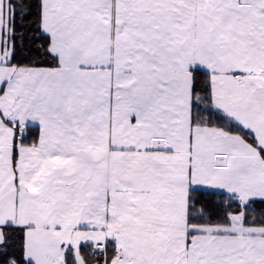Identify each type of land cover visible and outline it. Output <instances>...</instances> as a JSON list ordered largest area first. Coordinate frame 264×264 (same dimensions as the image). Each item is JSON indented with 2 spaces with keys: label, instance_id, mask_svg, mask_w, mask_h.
<instances>
[{
  "label": "snow or ice",
  "instance_id": "obj_1",
  "mask_svg": "<svg viewBox=\"0 0 264 264\" xmlns=\"http://www.w3.org/2000/svg\"><path fill=\"white\" fill-rule=\"evenodd\" d=\"M0 264H264V0H0Z\"/></svg>",
  "mask_w": 264,
  "mask_h": 264
}]
</instances>
